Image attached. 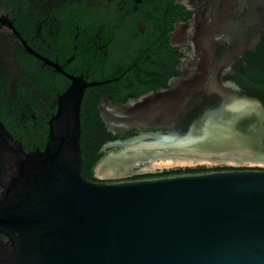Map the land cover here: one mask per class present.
I'll use <instances>...</instances> for the list:
<instances>
[{
  "label": "water",
  "instance_id": "water-1",
  "mask_svg": "<svg viewBox=\"0 0 264 264\" xmlns=\"http://www.w3.org/2000/svg\"><path fill=\"white\" fill-rule=\"evenodd\" d=\"M221 2L212 25L244 1ZM206 81L203 73L175 79L166 90L99 106L117 136L99 149L118 152L96 165V175L114 160L264 161L263 106ZM84 87L74 83L58 97L42 151L24 152L0 122V233L9 238L0 264H264V170L86 180ZM133 129L140 131L123 138ZM123 174L134 172L112 176Z\"/></svg>",
  "mask_w": 264,
  "mask_h": 264
},
{
  "label": "flooded vegetation",
  "instance_id": "flooded-vegetation-1",
  "mask_svg": "<svg viewBox=\"0 0 264 264\" xmlns=\"http://www.w3.org/2000/svg\"><path fill=\"white\" fill-rule=\"evenodd\" d=\"M243 1L212 25L221 0H0V122L24 152L42 151L57 99L74 83L85 85L80 121L91 122L102 121L101 105L202 73L264 108V0ZM116 152L96 151L92 179L137 175L97 177L96 165ZM5 193L0 185V200Z\"/></svg>",
  "mask_w": 264,
  "mask_h": 264
},
{
  "label": "trees",
  "instance_id": "trees-1",
  "mask_svg": "<svg viewBox=\"0 0 264 264\" xmlns=\"http://www.w3.org/2000/svg\"><path fill=\"white\" fill-rule=\"evenodd\" d=\"M138 132V129H133L127 132L123 138L130 137ZM115 138L108 133L102 123V121H85L81 120V137H80V149H81V176L89 181H99L91 178L93 166L96 163L97 155L96 151L106 142L114 140ZM243 168L233 167H196L192 169H175L170 171H162L157 173H144L135 175L127 179H143L152 177H164L172 174L182 173H202L208 171H222V170H240Z\"/></svg>",
  "mask_w": 264,
  "mask_h": 264
},
{
  "label": "rangeland",
  "instance_id": "rangeland-1",
  "mask_svg": "<svg viewBox=\"0 0 264 264\" xmlns=\"http://www.w3.org/2000/svg\"><path fill=\"white\" fill-rule=\"evenodd\" d=\"M184 160V159H183ZM229 160V161H227ZM236 166H260L259 162L256 160H230V159H197V160H185L176 164L172 162L169 158H161L155 159L153 161L152 169L145 170L143 172H139L136 174H143V173H157L162 171H170L175 169H192L196 167H236ZM237 168V167H236ZM97 177L101 179L109 178L102 176V174L98 175Z\"/></svg>",
  "mask_w": 264,
  "mask_h": 264
},
{
  "label": "bare ground",
  "instance_id": "bare-ground-1",
  "mask_svg": "<svg viewBox=\"0 0 264 264\" xmlns=\"http://www.w3.org/2000/svg\"><path fill=\"white\" fill-rule=\"evenodd\" d=\"M170 160H172L173 163L176 162H182L185 160H197V159H193V158H185V157H172L169 158ZM184 159V160H183ZM155 160V158H146V159H140V160H133V161H129L127 163H123L121 160H114L112 163H110L108 165L107 168H105V170H103L101 173L104 176H112L114 173H120L122 172V169H127V170H131L132 172L139 173V172H143L145 170H149L154 168L153 167V161ZM229 161V160H227ZM256 160H254L255 162ZM259 162L260 165L264 166V161H260L257 160Z\"/></svg>",
  "mask_w": 264,
  "mask_h": 264
}]
</instances>
